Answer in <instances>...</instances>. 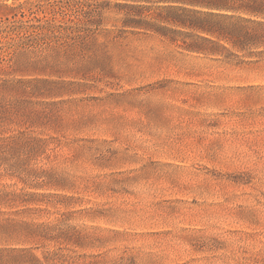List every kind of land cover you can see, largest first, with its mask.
Instances as JSON below:
<instances>
[{"label": "rangeland", "instance_id": "374dc122", "mask_svg": "<svg viewBox=\"0 0 264 264\" xmlns=\"http://www.w3.org/2000/svg\"><path fill=\"white\" fill-rule=\"evenodd\" d=\"M129 4L0 0L3 50L21 26L79 20L88 36L50 58L62 73L31 76L47 82L22 128L47 149L0 160V264H264V48L204 41L157 17L170 3Z\"/></svg>", "mask_w": 264, "mask_h": 264}, {"label": "trees", "instance_id": "16d2710c", "mask_svg": "<svg viewBox=\"0 0 264 264\" xmlns=\"http://www.w3.org/2000/svg\"><path fill=\"white\" fill-rule=\"evenodd\" d=\"M133 1L137 4H129V7L137 10L145 8L140 5V2L145 0ZM160 1L172 5L166 7L168 11L166 15L158 14V18L179 27L199 31L200 34H204L199 36L204 41L214 42L215 38L219 40L218 42L224 41L238 51H245L250 47L264 48V0ZM180 1L190 6H197L198 9H181L174 5ZM125 20L128 26L162 33L156 24L149 20L144 19L142 23L132 18ZM78 21L75 23L77 25L73 26H56L46 22L41 25L18 27L17 33L21 32L24 37L17 47L12 50L0 48V160L6 157H28L29 153L35 158L46 151L47 140L26 131L28 124L35 122L39 117V112L33 108L36 103L30 99V95H36L35 97L42 95L37 90L35 82H47L44 78L31 76L35 72L62 73L63 70L56 69V66L53 67L54 72H52V67L49 66L50 58L55 61L60 51L63 55H67L69 61L78 56L77 47L85 45L88 39V36L77 34ZM28 29H31L30 32ZM11 31L14 33L15 30ZM9 34L10 31H7L6 36L3 37ZM30 36L32 40L28 42ZM32 44L43 52L49 50L48 56L44 55L38 60L27 63L19 61L18 50ZM187 49L201 50L192 44H187ZM77 71L81 72L79 69ZM47 93L50 95V92ZM24 125H27L26 129L22 128ZM35 176L39 177L38 174Z\"/></svg>", "mask_w": 264, "mask_h": 264}]
</instances>
